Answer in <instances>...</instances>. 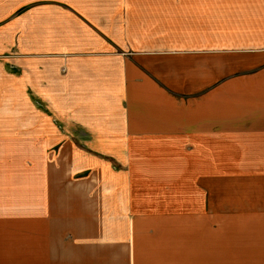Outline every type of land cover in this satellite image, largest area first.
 <instances>
[{"label":"crops","instance_id":"crops-1","mask_svg":"<svg viewBox=\"0 0 264 264\" xmlns=\"http://www.w3.org/2000/svg\"><path fill=\"white\" fill-rule=\"evenodd\" d=\"M55 251L264 264V0H0V264Z\"/></svg>","mask_w":264,"mask_h":264},{"label":"rangeland","instance_id":"rangeland-1","mask_svg":"<svg viewBox=\"0 0 264 264\" xmlns=\"http://www.w3.org/2000/svg\"><path fill=\"white\" fill-rule=\"evenodd\" d=\"M158 1L168 4V3H172L176 0H158ZM180 1L181 2H189L190 0H180ZM185 13H187V12L181 11V14L184 15ZM182 17H184V16H182ZM169 28L172 30H178V31H179V29H181V31H183V30L188 31V22L182 20L180 26L175 25L173 27V24H170ZM183 33H181V34L183 35ZM62 117H63V113H59L58 111L53 112V119L54 120L60 121ZM62 151H64V144L55 142L53 144L54 157H59L60 153ZM62 166L63 165H61L60 162L54 164V237H57V238H53L54 239L53 240L54 249L64 247V246L60 247V246H62V244L64 245V234L61 232V229L60 230L55 229V227H60V219L58 217V214L60 213L59 212L60 210L64 209L62 207V206H64V190L61 189V186H60L61 183L58 182L59 178H61ZM62 198H63V202L60 203V199H62ZM53 264H64V253H63V255L61 254V256H60L55 251Z\"/></svg>","mask_w":264,"mask_h":264}]
</instances>
